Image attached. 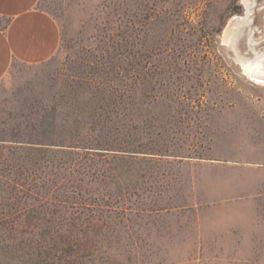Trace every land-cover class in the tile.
I'll return each mask as SVG.
<instances>
[{
	"label": "rangeland",
	"instance_id": "1",
	"mask_svg": "<svg viewBox=\"0 0 264 264\" xmlns=\"http://www.w3.org/2000/svg\"><path fill=\"white\" fill-rule=\"evenodd\" d=\"M40 6L59 52L0 82V264L76 226L56 264H264V0Z\"/></svg>",
	"mask_w": 264,
	"mask_h": 264
},
{
	"label": "crops",
	"instance_id": "2",
	"mask_svg": "<svg viewBox=\"0 0 264 264\" xmlns=\"http://www.w3.org/2000/svg\"><path fill=\"white\" fill-rule=\"evenodd\" d=\"M41 0H0V82L16 66H38L60 50L62 31Z\"/></svg>",
	"mask_w": 264,
	"mask_h": 264
},
{
	"label": "trees",
	"instance_id": "3",
	"mask_svg": "<svg viewBox=\"0 0 264 264\" xmlns=\"http://www.w3.org/2000/svg\"><path fill=\"white\" fill-rule=\"evenodd\" d=\"M106 105V103L104 104ZM91 107V106H90ZM45 146L42 147L40 150L37 149V152H46L44 150ZM85 152H88L86 155H88L89 149H92L91 147H82ZM17 150L24 151L26 148L20 147L17 148ZM109 150V149H107ZM113 150V149H112ZM126 153L123 154V159L127 158L130 159V156L132 154L131 151H125ZM86 178L90 177V173H85ZM19 184V183H17ZM21 186H26L27 184H19ZM75 200V199H74ZM56 201H54L55 203ZM67 203H71L70 197L67 198V200L56 202V204L66 205ZM72 204L75 205V202L72 201ZM74 205L72 207H74ZM65 206V207H66ZM69 208V207H68ZM80 226H76L70 229L63 230H56L53 234L50 236H46L45 238H39V240L36 242L37 244L34 246H31L36 252V261H34L33 264H56L58 263V260L63 258V256L67 255L68 253L70 255H79L83 250L82 244L83 242L79 238V233L81 230H76ZM52 260V261H51Z\"/></svg>",
	"mask_w": 264,
	"mask_h": 264
},
{
	"label": "bare ground",
	"instance_id": "4",
	"mask_svg": "<svg viewBox=\"0 0 264 264\" xmlns=\"http://www.w3.org/2000/svg\"><path fill=\"white\" fill-rule=\"evenodd\" d=\"M239 17L231 20L225 30V39H230L232 34V27L237 24ZM241 23V22H240ZM227 43V42H226ZM246 74L256 79V81L264 83V58L256 59L255 61H247L243 65Z\"/></svg>",
	"mask_w": 264,
	"mask_h": 264
},
{
	"label": "water",
	"instance_id": "5",
	"mask_svg": "<svg viewBox=\"0 0 264 264\" xmlns=\"http://www.w3.org/2000/svg\"><path fill=\"white\" fill-rule=\"evenodd\" d=\"M247 11H246V8H245V15H246Z\"/></svg>",
	"mask_w": 264,
	"mask_h": 264
}]
</instances>
